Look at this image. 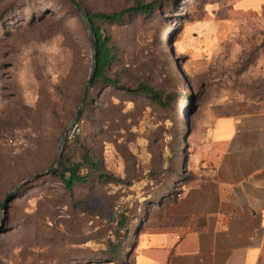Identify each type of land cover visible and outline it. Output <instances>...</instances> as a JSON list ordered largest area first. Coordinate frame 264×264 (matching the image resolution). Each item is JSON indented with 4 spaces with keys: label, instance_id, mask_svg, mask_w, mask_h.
Returning a JSON list of instances; mask_svg holds the SVG:
<instances>
[{
    "label": "rangeland",
    "instance_id": "1",
    "mask_svg": "<svg viewBox=\"0 0 264 264\" xmlns=\"http://www.w3.org/2000/svg\"><path fill=\"white\" fill-rule=\"evenodd\" d=\"M77 1L91 13L158 7L95 21L118 49L108 72L118 87L90 90L63 155L78 163L87 152L99 171L85 164L91 179L72 191L52 174L16 191L0 209V264H128L143 225L183 190L210 123L264 111V0ZM93 65L69 0H0V206L56 165ZM139 84L167 106L121 89Z\"/></svg>",
    "mask_w": 264,
    "mask_h": 264
},
{
    "label": "crops",
    "instance_id": "2",
    "mask_svg": "<svg viewBox=\"0 0 264 264\" xmlns=\"http://www.w3.org/2000/svg\"><path fill=\"white\" fill-rule=\"evenodd\" d=\"M207 130L181 198L143 225L128 264H264V111Z\"/></svg>",
    "mask_w": 264,
    "mask_h": 264
},
{
    "label": "trees",
    "instance_id": "3",
    "mask_svg": "<svg viewBox=\"0 0 264 264\" xmlns=\"http://www.w3.org/2000/svg\"><path fill=\"white\" fill-rule=\"evenodd\" d=\"M158 4L152 2L150 4L137 3L133 7L123 9L119 12L112 14L106 13H91L86 10L89 23L91 26L92 34L95 40V67L91 76L90 90L94 89L98 85H104L105 87H118V77L112 79L108 76V72L111 69L113 63H115L117 58V48L110 46L111 38L110 36L103 35L100 30L95 26V21L106 22L109 24H120L126 20H130L138 16H151L157 10ZM121 89L127 91L131 95L143 96L152 103H156L160 106L166 107L170 99H166L163 95L154 90L152 87L146 84H139L136 89H129L121 87ZM89 97V94H88ZM188 125V123H187ZM58 161V159H57ZM57 163V162H56ZM87 164L90 169L94 171H99V165L92 161L90 155L86 152L84 156V162H72L70 158H64L62 155V160L58 171L52 175H57L61 180L62 184L68 191H72L76 186L85 185L89 183L91 177L89 174H82V167ZM180 178V177H179ZM100 182L103 180H110L107 175H99ZM183 186L187 181V177L183 176ZM182 191L174 190L167 197L165 203L159 205L163 206L168 202L177 201V195L181 194ZM114 262V261H109ZM108 263V262H106ZM103 264V263H101Z\"/></svg>",
    "mask_w": 264,
    "mask_h": 264
},
{
    "label": "water",
    "instance_id": "4",
    "mask_svg": "<svg viewBox=\"0 0 264 264\" xmlns=\"http://www.w3.org/2000/svg\"><path fill=\"white\" fill-rule=\"evenodd\" d=\"M74 7L77 9V11L81 14V16L83 17V19L85 20L86 26L88 28V33H89V38H90V44H91V50L93 53V61H94V65H93V70L95 67V40L92 34V30H91V26L89 23V17L88 14L86 12V10L83 8V6L77 1V0H69ZM90 82H91V78L88 80L87 85L85 87V91H84V95H83V99L81 102V105L78 109V112L76 114V116L74 117L73 121L71 122L68 130L66 131V133L64 134L60 145H59V155H58V161L56 163V165L47 170L46 172L40 174V175H36L33 178H31L30 180L24 182L22 185H20L15 191L11 192L10 194L7 195V197L5 198V200L3 201V204L0 206V209L2 211H5V205L7 203V201L9 200V198L18 190H20L24 185H27L28 183H30L32 180L37 179L40 176H44V175H49V174H54L58 171V168L60 166L61 160H62V155H63V146L65 144L66 139L69 137L70 133L72 132L73 126L75 125V123L77 122V120L80 118L82 111L84 109V107L86 106L87 100H88V94H89V89H90Z\"/></svg>",
    "mask_w": 264,
    "mask_h": 264
},
{
    "label": "built area",
    "instance_id": "5",
    "mask_svg": "<svg viewBox=\"0 0 264 264\" xmlns=\"http://www.w3.org/2000/svg\"><path fill=\"white\" fill-rule=\"evenodd\" d=\"M75 132L78 133V134H79V132H80V130L78 129V125H77V124L73 126V129H72V132H71V133L74 134ZM181 196H182V193H181V194H178V195H177V199H180Z\"/></svg>",
    "mask_w": 264,
    "mask_h": 264
}]
</instances>
